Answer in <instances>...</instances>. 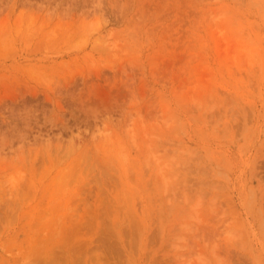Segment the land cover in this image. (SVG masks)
<instances>
[{"label":"rangeland","instance_id":"374dc122","mask_svg":"<svg viewBox=\"0 0 264 264\" xmlns=\"http://www.w3.org/2000/svg\"><path fill=\"white\" fill-rule=\"evenodd\" d=\"M58 234L264 264V0H0V262L42 264Z\"/></svg>","mask_w":264,"mask_h":264},{"label":"bare ground","instance_id":"6f19581e","mask_svg":"<svg viewBox=\"0 0 264 264\" xmlns=\"http://www.w3.org/2000/svg\"><path fill=\"white\" fill-rule=\"evenodd\" d=\"M75 165L74 164H69V165H66L65 164V167H67V175L70 177V176H72L73 175V170H70V168L71 167H74ZM64 175H65V173H60L59 171H58V173H56L55 174V176L54 177H52L50 180H49V182L50 183H48L49 185H50V187H47V189L48 190H50V191H55V193H56V191L59 189V188H61L60 187V185L61 184H59V182H61V177H62V179H65L64 178ZM68 181V180H67ZM57 194V193H56ZM62 194H64V193H62ZM61 195V194H60ZM129 199V198H128ZM127 199V200H128ZM130 200V199H129ZM65 205H68V203H66ZM66 210V208H64V210H63V212L61 213V215L59 216V218H60V220L62 221H64L65 223H67L68 221H72V224L73 223H75V222H77V223H82L83 221H85V214L83 213L84 211H85V209H82L81 211H77V210H75V208H72V207H69V210H67V211H65ZM22 211H25V210H23L22 209ZM65 211V212H64ZM31 212H34V211H31ZM91 217V219H94V218H96V216H89V217H87V218H90ZM116 221V220H115ZM141 221V220H140ZM119 222V221H118ZM142 222V221H141ZM140 222V223H141ZM145 223H146V221H145ZM148 223V222H147ZM138 224V223H137ZM139 225V224H138ZM144 226H146V225H144ZM166 227V226H165ZM164 227V228H165ZM136 228V227H135ZM134 228V229H135ZM141 228H143V224H141ZM145 228V227H144ZM148 228V227H147ZM164 228H163V226H162V229H160V230H163V231H165L164 230ZM118 229V228H117ZM142 231V234L140 235V233H141V231ZM137 231L139 232L140 231V233H138L137 232V235L139 234V236H141V237H143L144 235V231H143V229H140L139 228V230L137 229ZM163 231H161L162 233H163V235H165L164 233L165 232H163ZM111 232H112V230H111ZM115 232V231H114ZM117 233V232H116ZM148 233V232H147ZM162 233H161V235H162ZM120 234V233H119ZM18 235L19 234H15L14 236H13V238L16 240V238L18 237ZM31 235V234H30ZM32 236V235H31ZM61 235H59L58 234V236H56L57 238V240L58 241H61V246L59 245V246H47V247H45V248H41V247H39V245H37V244H35V243H33L32 244V246H33V248H31V249H29V250H32L33 252H35L36 253V251L37 252H40L41 250H44V256H45V259L43 260V263L42 264H125V260L124 259H117V260H114L108 253H106V252H103V251H101L100 249H98L97 247H94V250L91 252V253H89V249H88V244H89V242L87 241H85V242H79V244H75V248L76 249H72V250H70V248L69 247H65L64 245V243H63V236H61ZM116 236H119V235H116ZM138 236V237H139ZM137 237V239L140 241V238L141 237H139L138 238ZM10 239V238H9ZM18 239V238H17ZM33 239H34V237H33ZM56 239L54 240V241H52L51 243H50V245L51 244H55L56 243ZM67 239V241H69V239L68 238H66ZM144 239H145V237H144ZM148 239V238H147ZM15 240H12L11 239V241H12V243H14V242H16ZM118 240H119V242L120 243H122V240H121V238L120 237H118ZM137 240V241H138ZM26 241L28 242V233L27 232H25V234H24V236H23V238H22V242H23V244H24V246H18V245H14V247H17V248H19V249H25V245H26ZM138 241V243L136 242V244L137 245H139V243H141V242H139ZM145 241H147V240H145ZM78 242V241H77ZM146 243V242H145ZM142 244V243H141ZM137 245H135L136 246V248L134 249V250H138L139 248H137ZM143 245H145V244H143ZM141 246V245H140ZM143 248V247H142ZM145 248V247H144ZM141 250V249H140ZM5 251V250H4ZM132 251L133 250H129L128 251V256H130V252L132 253ZM143 251V250H142ZM21 251H19V253H20ZM138 252H139V250H138ZM13 253V252H12ZM18 253V254H19ZM17 253H13V255H15L16 257H17V255H16ZM132 255V254H131ZM135 257H137V258H139L138 256H134V258ZM1 258V257H0ZM16 258L14 257V256H12V258L10 257V260L9 261H4V262H0V264H16ZM132 260V259H131ZM129 261L130 260H126V263H128L129 264ZM138 261V260H137ZM131 262V261H130ZM134 264H136L135 262H134Z\"/></svg>","mask_w":264,"mask_h":264}]
</instances>
